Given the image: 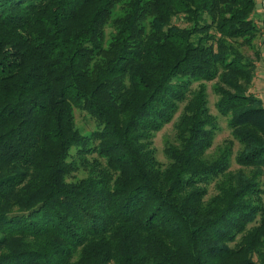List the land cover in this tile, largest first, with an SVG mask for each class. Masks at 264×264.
Listing matches in <instances>:
<instances>
[{"label":"trees","instance_id":"obj_1","mask_svg":"<svg viewBox=\"0 0 264 264\" xmlns=\"http://www.w3.org/2000/svg\"><path fill=\"white\" fill-rule=\"evenodd\" d=\"M258 3L0 0V264H264Z\"/></svg>","mask_w":264,"mask_h":264},{"label":"rangeland","instance_id":"obj_2","mask_svg":"<svg viewBox=\"0 0 264 264\" xmlns=\"http://www.w3.org/2000/svg\"><path fill=\"white\" fill-rule=\"evenodd\" d=\"M264 1V0H263ZM259 4L261 3V0L259 1ZM263 4V2H262ZM259 6V5H258ZM121 7H117L116 11L117 13L120 12ZM260 9L264 10V5L260 7ZM259 18L258 21L261 20V23L264 22V13L259 12L258 13ZM112 31V27L109 26L107 28V39L110 35V32ZM260 49V58L256 59V76L253 82V85L251 87V91L254 92L256 95L260 96L264 100V30L261 31L259 38L256 41V45L254 49ZM254 49L251 48H244L245 52L250 55L251 57H255L254 55ZM215 82H207V90H208V99H209V107L211 110V113L215 116H217L218 119V130L216 131L213 146L208 151L209 154L216 153L218 148L224 145V142L230 138H232L231 134V128L229 126L230 123V117L223 116L219 113L218 108L216 106V101L218 99L217 94L213 90V85ZM198 82L194 83V86H197ZM75 121L76 126L84 133H90L92 130L97 128V122L90 117L87 112H85L82 109L75 108ZM177 116V115H176ZM174 120L163 126L158 132L155 133L153 143L156 150V156L157 159L160 161V163L163 166H166L168 163V158L164 152V148L167 143L174 142L175 141V126H174ZM239 144L236 142L234 150L235 152L239 148ZM239 166L235 162V158H232V166L231 169L235 170ZM79 177L82 176V173L78 174ZM215 184L209 185L208 191L209 196L214 195L216 193V188L214 187Z\"/></svg>","mask_w":264,"mask_h":264},{"label":"crops","instance_id":"obj_3","mask_svg":"<svg viewBox=\"0 0 264 264\" xmlns=\"http://www.w3.org/2000/svg\"><path fill=\"white\" fill-rule=\"evenodd\" d=\"M259 1H260V0H259ZM262 2H263V4H262ZM258 5H259V6H258ZM258 5H257V11H256V13H255L256 20L259 18V16H258V13H259V12H263V13H264V10L260 9L261 5H262V6L264 5V1L261 0V3H260V4L258 3ZM257 22H258V24H260V23H261V20H260V21L257 20Z\"/></svg>","mask_w":264,"mask_h":264},{"label":"built area","instance_id":"obj_4","mask_svg":"<svg viewBox=\"0 0 264 264\" xmlns=\"http://www.w3.org/2000/svg\"><path fill=\"white\" fill-rule=\"evenodd\" d=\"M259 26L261 27L262 31L264 30V22L260 23Z\"/></svg>","mask_w":264,"mask_h":264}]
</instances>
